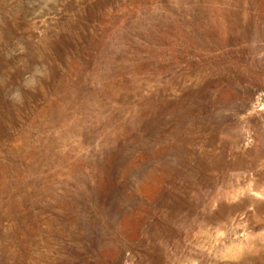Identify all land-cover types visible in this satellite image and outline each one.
Wrapping results in <instances>:
<instances>
[{"label":"rangeland","instance_id":"obj_1","mask_svg":"<svg viewBox=\"0 0 264 264\" xmlns=\"http://www.w3.org/2000/svg\"><path fill=\"white\" fill-rule=\"evenodd\" d=\"M0 264H264V0H0Z\"/></svg>","mask_w":264,"mask_h":264}]
</instances>
